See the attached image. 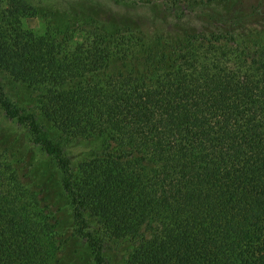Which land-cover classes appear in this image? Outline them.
Listing matches in <instances>:
<instances>
[{
  "label": "trees",
  "instance_id": "1",
  "mask_svg": "<svg viewBox=\"0 0 264 264\" xmlns=\"http://www.w3.org/2000/svg\"><path fill=\"white\" fill-rule=\"evenodd\" d=\"M117 1L184 14L230 0ZM29 2L0 1V71L33 90L32 106L0 78V109L59 170L87 263L107 264L116 239L130 245L124 264H264V23L147 38L136 22L64 18L33 35ZM38 119L98 145L73 164ZM11 151L0 148V264H80L60 257L81 247L57 240L49 188L31 175L41 166Z\"/></svg>",
  "mask_w": 264,
  "mask_h": 264
},
{
  "label": "rangeland",
  "instance_id": "2",
  "mask_svg": "<svg viewBox=\"0 0 264 264\" xmlns=\"http://www.w3.org/2000/svg\"><path fill=\"white\" fill-rule=\"evenodd\" d=\"M29 3L36 8L38 16L23 20L22 24L33 35H42L47 28V22H52L59 27L64 18H69L70 22L84 21L90 24H99L97 20L105 21L109 17L117 18L121 22H136L140 32L147 38L167 34L172 25H177L178 28H196L209 20L236 25L237 28L250 23H264V0H230L225 4H214L203 10L184 14L180 10L168 11L162 5H124L117 0H30ZM3 8L6 6L3 5ZM109 14L111 16H108ZM100 26L103 27V23H100ZM108 29L111 30V27L108 26ZM132 30L135 31V28ZM0 76L5 93L16 106L24 109L32 106L30 103L32 89L14 81L6 72L0 71ZM31 111L38 115L35 109ZM39 121L44 122V128L49 136L60 144L64 155L73 164L86 157L98 145V142L70 138L44 119ZM10 146L12 154L16 157V166H20V161L27 164L32 158L36 161L38 168L41 166V171H33L31 175L37 178L35 179L37 184L40 185L43 182L49 188V191H46L48 196L45 199V206L59 223L55 229L57 240L62 242L70 240L72 243L78 240L76 246L81 247L80 249L72 245L60 257L68 259L78 255L80 264H88L89 253L83 248V239L77 233L69 198L60 191L59 170L54 167V162L48 156L32 144V138L27 130L15 121L8 120L0 109V148ZM29 173L28 170L21 174ZM24 181L32 183L28 178ZM104 253L107 264H124L131 249L128 242L108 239L104 241Z\"/></svg>",
  "mask_w": 264,
  "mask_h": 264
}]
</instances>
